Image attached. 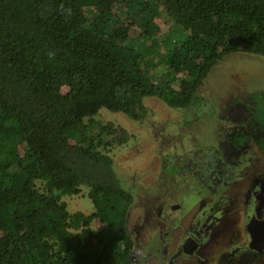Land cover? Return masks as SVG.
<instances>
[{
	"label": "trees",
	"instance_id": "1",
	"mask_svg": "<svg viewBox=\"0 0 264 264\" xmlns=\"http://www.w3.org/2000/svg\"><path fill=\"white\" fill-rule=\"evenodd\" d=\"M129 3L0 0V264H130L133 195L108 153L129 134L94 116L138 121L149 97L187 108L220 60L264 56V0L144 1L168 18L162 32L118 14ZM169 23L184 35L165 46ZM236 103L245 114L228 146L252 139L264 153V89ZM82 186L94 210L70 212L61 195Z\"/></svg>",
	"mask_w": 264,
	"mask_h": 264
},
{
	"label": "rangeland",
	"instance_id": "2",
	"mask_svg": "<svg viewBox=\"0 0 264 264\" xmlns=\"http://www.w3.org/2000/svg\"><path fill=\"white\" fill-rule=\"evenodd\" d=\"M144 1L147 0H130L128 7L120 9L118 14L131 18L143 28L150 27L155 30L159 26L162 32L163 20L167 22L168 18L161 8L157 9L153 17V13L144 7ZM44 10H49V5H44ZM169 24V30L165 33L167 37L165 46L171 45L175 39L184 35V30L180 26ZM129 44L139 45L135 41ZM160 56V51L156 50L155 58L159 59ZM262 89L264 56L250 52H233L213 66L196 91L198 99L192 106L172 108L157 97L145 98L144 111L138 121L119 112L101 109L94 116L97 121L123 126L129 134L124 142H120L116 136L111 137L108 152L113 158L122 185L133 195L128 213L151 212L154 217H159L158 214L161 213L159 201L166 200L167 197L172 201L187 203L184 207L189 210L182 213H188V218L192 217L203 203L201 198L206 196L207 188L203 178L208 176L207 173L192 179L191 174L185 171L175 175L167 171L174 169L173 164L185 166L187 160L195 158L194 153L198 161H204L211 152L216 154V157H221V140L232 127V123L219 118L218 112H223L221 109L231 99L245 98L253 91ZM240 158L237 166L241 167L233 168L235 171L233 175L237 181L221 191L222 211L216 212L217 220L213 221V225L206 227L202 236L204 242L196 252L200 257L198 264L215 261V257L232 250L235 245L247 238L245 224L252 204L244 199V193L249 188L252 177L264 173V156L253 143H249L246 156ZM16 169L12 167V170ZM197 169L203 172L205 168ZM250 170L254 173L249 174ZM36 184L40 190H44L43 182L39 180ZM87 192L88 188L82 186L79 193L64 194L61 195V199L65 201L70 212L80 210L90 213L94 207ZM215 207L220 208L217 204ZM148 227L145 225L144 230ZM179 234L177 231L174 241L178 239ZM171 245L175 246L174 243ZM247 253L242 264H264V258L251 260V253ZM190 259L186 258L187 261ZM180 261L181 257L177 255L175 262Z\"/></svg>",
	"mask_w": 264,
	"mask_h": 264
},
{
	"label": "flooded vegetation",
	"instance_id": "3",
	"mask_svg": "<svg viewBox=\"0 0 264 264\" xmlns=\"http://www.w3.org/2000/svg\"><path fill=\"white\" fill-rule=\"evenodd\" d=\"M243 106L241 103H236L235 106L229 108L226 103L221 109L223 112H218L219 118L232 123V127L226 131L221 140V157H216V154L211 152V155L206 156L204 161H198L196 159L198 157L194 153L195 158L187 160L185 166L173 164L175 168L173 173L171 170L167 171L172 175L185 171L191 174L190 178L192 179L207 173L208 176L203 178L207 188L206 196L201 198L203 203L192 217L188 218V213H182L188 212L189 209L184 207L187 203L178 200L172 201L166 196V200L159 201V212H161L158 214L159 217H154L151 212L127 213L126 225L131 240L132 253L130 264H198L200 257L196 255V252L204 242L202 236L205 234L206 227L213 225V221L217 220L216 212L222 211V207H220L221 191L237 181L233 175L235 172L233 168L241 167V165L237 166L240 162L238 159L240 156L243 158L246 156V148L249 143H253L257 147L252 139H247L240 146L233 145L231 142L228 146L230 136H237L235 134L239 127L237 120L245 114ZM225 165L232 166L225 168ZM198 167L205 169L203 172H199ZM253 173L254 171H249V174ZM251 180L249 188L244 193V199L252 204L245 224L247 238L235 245L232 250L218 255L217 258L215 257V261L207 264H242L247 252L251 253V260L264 258V173L253 176ZM216 204L220 208L215 207ZM145 225L149 227L144 230ZM177 231L180 234L174 241ZM171 243H174L175 246H172ZM177 255L181 257L180 262H175ZM186 258L191 259L187 261Z\"/></svg>",
	"mask_w": 264,
	"mask_h": 264
}]
</instances>
